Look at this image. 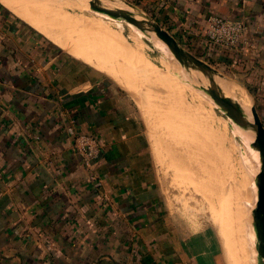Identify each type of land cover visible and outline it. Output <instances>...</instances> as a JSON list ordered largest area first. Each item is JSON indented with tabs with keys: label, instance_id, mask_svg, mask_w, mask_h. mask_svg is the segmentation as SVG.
I'll list each match as a JSON object with an SVG mask.
<instances>
[{
	"label": "crops",
	"instance_id": "1",
	"mask_svg": "<svg viewBox=\"0 0 264 264\" xmlns=\"http://www.w3.org/2000/svg\"><path fill=\"white\" fill-rule=\"evenodd\" d=\"M128 1L247 92L264 124V0ZM0 4V264H215L172 221L124 88ZM213 16L245 22L236 47L207 42ZM79 132L101 144L96 181Z\"/></svg>",
	"mask_w": 264,
	"mask_h": 264
},
{
	"label": "rangeland",
	"instance_id": "2",
	"mask_svg": "<svg viewBox=\"0 0 264 264\" xmlns=\"http://www.w3.org/2000/svg\"><path fill=\"white\" fill-rule=\"evenodd\" d=\"M56 1L14 0L25 19L13 14L124 88L170 217L194 245L209 244L215 264H256L251 210L259 161L251 138L211 103L196 86L197 76L185 74L153 34L104 17L84 2L59 0L64 8L56 13L49 6ZM85 20L104 22L110 36L97 35Z\"/></svg>",
	"mask_w": 264,
	"mask_h": 264
},
{
	"label": "water",
	"instance_id": "3",
	"mask_svg": "<svg viewBox=\"0 0 264 264\" xmlns=\"http://www.w3.org/2000/svg\"><path fill=\"white\" fill-rule=\"evenodd\" d=\"M120 1L134 8L141 18L127 9L109 6L103 0H88V7L104 17L124 21L140 32L153 34L183 68L185 74L192 79L193 74L197 76L201 83L196 86L211 103L239 130L252 135L250 147L258 157L259 169L254 180L256 199L251 210V231L256 264H264V124L253 100L248 95L251 105L247 114L236 100L226 96L221 89L219 80L233 82L231 79L181 45L167 29L143 9L128 0Z\"/></svg>",
	"mask_w": 264,
	"mask_h": 264
},
{
	"label": "built area",
	"instance_id": "4",
	"mask_svg": "<svg viewBox=\"0 0 264 264\" xmlns=\"http://www.w3.org/2000/svg\"><path fill=\"white\" fill-rule=\"evenodd\" d=\"M246 28L245 22L240 19L213 16L204 30V36L212 46L232 48L243 39ZM73 149L89 171V180L96 181L95 164L101 155L99 141L92 134L79 132L74 136Z\"/></svg>",
	"mask_w": 264,
	"mask_h": 264
},
{
	"label": "bare ground",
	"instance_id": "5",
	"mask_svg": "<svg viewBox=\"0 0 264 264\" xmlns=\"http://www.w3.org/2000/svg\"><path fill=\"white\" fill-rule=\"evenodd\" d=\"M2 2V4H4L7 8H9L11 11L15 12L16 14L22 16L24 18V14L21 13L20 11V8L18 6V3L14 2V0H0ZM71 2H84V4L88 7V0H69ZM58 3V5L56 4V6H51V3H50V10L51 11H55L57 13V11H60L63 7L64 4H61L58 1H56ZM103 2L109 6H113V7H120V8H124V9H127L129 10L130 12H132L134 15H136L138 18H141V16L136 12V10L134 8H132L131 6L125 4L124 2L120 1V0H117V1H111V0H103ZM61 5H60V4ZM59 6V7H58ZM89 8V7H88ZM67 11V10H66ZM73 13V12H72ZM61 14H64V13H61ZM67 14V13H66ZM71 15V14H70ZM69 18V17H68ZM25 19V18H24ZM71 19V18H70ZM27 20V19H26ZM30 21V20H29ZM58 22V21H57ZM29 23V22H28ZM30 24H32L30 22ZM55 24V23H54ZM83 24L85 26H88V27H91L93 28V30L96 32L97 35L101 36V37H109V31L108 30V27L107 25L100 21V22H94L92 20H85L83 22ZM33 25V24H32ZM68 28V27H67ZM73 29V28H72ZM82 29V28H81ZM43 32V31H42ZM44 33V32H43ZM45 34L48 36V33L45 32ZM90 34V32H89ZM64 35V34H63ZM117 39V38H116ZM58 40V39H56ZM56 40H53L56 42ZM60 41V40H59ZM89 41V40H88ZM61 43V42H60ZM63 43V42H62ZM57 44V43H56ZM92 43H90L88 46H91ZM59 45V44H57ZM68 45V44H67ZM62 46V45H61ZM88 46H85V47H88ZM80 47V46H79ZM66 49V48H64ZM79 50V49H78ZM79 54V53H78ZM78 57V56H77ZM79 58V57H78ZM81 58V57H80ZM79 58V59H80ZM84 58V57H82ZM81 58V59H82ZM90 62V61H89ZM91 63V62H90ZM219 84L221 86V89L223 91V93L226 95V96H229L231 97L232 99L236 100L240 105L241 107L244 109V111L248 114L249 113V108H250V105H251V102L248 98V94L246 95L245 93L241 92L237 87H236V83H233V82H230V81H227V80H223V79H220L219 80ZM236 84V85H234ZM239 86V85H238ZM240 87V86H239ZM241 88V87H240ZM243 89V88H242ZM244 90V89H243ZM245 91V90H244ZM245 135L249 136V138H251V134L250 133H247V132H243ZM228 230V229H227ZM230 234V233H229ZM235 236V235H234ZM237 239V238H236ZM236 246V245H235ZM240 246V245H239ZM240 254V253H239ZM234 260V258H233ZM233 264H235L233 262Z\"/></svg>",
	"mask_w": 264,
	"mask_h": 264
},
{
	"label": "trees",
	"instance_id": "6",
	"mask_svg": "<svg viewBox=\"0 0 264 264\" xmlns=\"http://www.w3.org/2000/svg\"><path fill=\"white\" fill-rule=\"evenodd\" d=\"M0 6H1V4H0Z\"/></svg>",
	"mask_w": 264,
	"mask_h": 264
}]
</instances>
